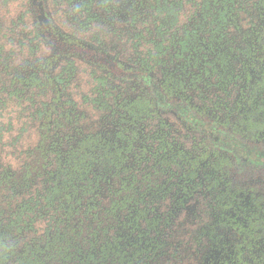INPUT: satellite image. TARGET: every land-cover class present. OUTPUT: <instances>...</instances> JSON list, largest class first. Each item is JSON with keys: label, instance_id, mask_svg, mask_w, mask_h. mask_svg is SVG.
I'll use <instances>...</instances> for the list:
<instances>
[{"label": "flooded vegetation", "instance_id": "obj_1", "mask_svg": "<svg viewBox=\"0 0 264 264\" xmlns=\"http://www.w3.org/2000/svg\"><path fill=\"white\" fill-rule=\"evenodd\" d=\"M28 4L42 47L48 49L40 72L56 95L41 118L28 162L12 183L0 181V186L31 177L50 182V155L59 156L54 165L63 164L64 148H83L82 155L91 159L94 144L101 149L104 169L100 182L92 160L69 168L68 183L57 191L63 185L69 196L61 201L62 224L58 218L37 238L30 248L36 253L27 264H89L96 254L103 256V264L109 258L113 264H156L165 256V261L174 260L182 251L186 263L179 264H264V108L256 102L264 89V12L254 22L232 76L220 87L191 94L70 36L53 19L47 0ZM69 59L131 92L113 94L116 106L132 109L122 110L130 125L115 124L109 131L107 117L98 142L91 133L76 136L81 121L61 103L58 84L63 81L54 78ZM139 96L146 101L151 132L143 142ZM54 116L58 128L51 142L48 128ZM65 126L72 135L63 133ZM85 189L94 192L88 195ZM68 201L72 209H67Z\"/></svg>", "mask_w": 264, "mask_h": 264}, {"label": "rangeland", "instance_id": "obj_2", "mask_svg": "<svg viewBox=\"0 0 264 264\" xmlns=\"http://www.w3.org/2000/svg\"><path fill=\"white\" fill-rule=\"evenodd\" d=\"M47 4L55 22L70 36L102 48L125 64L151 71L164 82L191 94L220 87L232 76L245 50L246 38L264 12V0H47ZM0 15V19L5 20H0V34L7 29L10 49L17 52L25 48L23 43L30 37L27 30L23 32L22 25L26 19L32 23L28 0H0ZM43 49L48 55L46 46ZM74 67L75 70L78 67L75 78ZM58 77L63 81L58 84L61 103L66 110L76 111L81 121L76 125V136L82 138L91 133L96 135L93 141L98 142L103 137L105 118L108 117L109 131L115 124L129 122L122 116V110L131 112L132 109L116 106L113 94L129 92L130 95L131 92L123 87L120 90L109 76L69 59L54 78L58 80ZM53 94L56 95L45 81V115ZM4 97L5 91H1L0 98ZM256 102L264 108V89ZM138 104L139 135L143 142L151 138V132L143 97L139 96ZM14 110L0 105V181L7 184L12 183L11 177L28 162L25 152L35 141V125L27 123L25 117ZM55 119L54 116L48 128L51 142L56 140L54 131L58 124ZM66 126L63 133L72 135L73 130ZM82 150L64 148L63 164L61 161L58 166L52 162L58 155H50L46 171L50 182L31 177L23 182L18 179L11 187L0 186V264L31 262L36 253L35 249H30L31 245L57 224L58 218L62 224L64 206L61 201L68 195L63 185L61 192L57 191L63 182L68 183L69 168L88 165V160H92L93 173H101L102 181L101 149L92 144L91 151L96 153L92 152L91 159L84 157ZM108 170L114 176V169ZM83 192L91 195L94 191L85 189ZM56 195L60 200L58 204L54 202ZM66 206L72 209V202L68 201ZM186 253L189 256L188 250ZM178 254L174 260L165 261L168 258L165 256L156 264L186 263L182 260L186 254L183 251ZM187 260L189 263L190 259ZM89 264H103V256L93 255ZM106 264H113L112 258Z\"/></svg>", "mask_w": 264, "mask_h": 264}, {"label": "crops", "instance_id": "obj_3", "mask_svg": "<svg viewBox=\"0 0 264 264\" xmlns=\"http://www.w3.org/2000/svg\"><path fill=\"white\" fill-rule=\"evenodd\" d=\"M23 17L25 18V15ZM0 20L5 22L4 18ZM27 21L28 19L22 26L23 32L27 30L30 39L23 43L25 48L18 49V53L9 47V41L6 40L7 29L0 34V93L5 91V97L0 98V105L11 110L15 108L14 111L25 117L27 123L35 125V141L25 152L27 156L25 159L30 156L37 143L36 135L44 113L45 101V82L40 72V63L44 55L43 48L40 47L43 46V42L34 25ZM27 48L29 51H26Z\"/></svg>", "mask_w": 264, "mask_h": 264}, {"label": "trees", "instance_id": "obj_4", "mask_svg": "<svg viewBox=\"0 0 264 264\" xmlns=\"http://www.w3.org/2000/svg\"><path fill=\"white\" fill-rule=\"evenodd\" d=\"M29 262H30V260H28V261L26 262V264L29 263Z\"/></svg>", "mask_w": 264, "mask_h": 264}]
</instances>
